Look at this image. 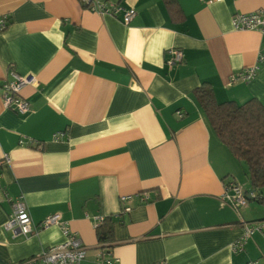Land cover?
<instances>
[{
    "label": "crops",
    "instance_id": "0c3cea01",
    "mask_svg": "<svg viewBox=\"0 0 264 264\" xmlns=\"http://www.w3.org/2000/svg\"><path fill=\"white\" fill-rule=\"evenodd\" d=\"M90 1L135 16L124 24L79 0H0V86L11 70L35 77L21 89L26 113L6 108L0 88V264H34L65 240L58 224L6 230L18 196L35 227L60 215L85 246L80 264H264V226L232 250L241 221H263L264 205L193 92L207 83L218 102L264 105V33L231 21L264 0ZM171 49L180 62L168 63ZM256 64L253 79L231 80ZM229 181L256 203L222 200ZM97 217L112 219L110 240L97 239Z\"/></svg>",
    "mask_w": 264,
    "mask_h": 264
},
{
    "label": "built area",
    "instance_id": "2783aa9c",
    "mask_svg": "<svg viewBox=\"0 0 264 264\" xmlns=\"http://www.w3.org/2000/svg\"><path fill=\"white\" fill-rule=\"evenodd\" d=\"M87 6L91 11L99 14H110L117 16L121 14V19L124 24H128L135 16V10L132 7L124 8L119 4L92 2L90 0H79ZM232 24L236 29H250L264 33V9L249 13H238L232 17ZM5 16L0 18V29L5 28ZM172 54L169 64L181 61L182 53L179 49H171ZM264 61V52L259 54L258 62ZM258 69V65H253L244 70L233 74L231 80L247 82L252 79ZM10 79L2 82L0 88L2 91V99L6 108L12 109L17 113H26L30 109L29 102L21 94V89L28 84L35 82L33 75H19L13 70L9 73ZM8 161V157L5 156ZM250 195H253L252 193ZM124 199V198H123ZM222 200L229 203L231 206L238 208L247 202L245 192L235 181H229L224 186ZM12 213L4 224V228L12 233V235L22 234L30 235L36 228H44L52 224H58L61 227L65 237L63 243L50 246L43 250L38 256L32 259L34 264H80L85 256L84 244L75 236L68 224L61 220L58 213L47 216L36 227L33 225L31 216L28 212L27 205L22 196L11 200ZM103 220L102 217H97L96 224L98 225ZM244 234L232 243L233 251H240L248 235L252 234L256 229H261L264 226V221H258L255 225L250 226L249 223L241 221ZM101 264H111L110 260L100 261Z\"/></svg>",
    "mask_w": 264,
    "mask_h": 264
},
{
    "label": "trees",
    "instance_id": "16d2710c",
    "mask_svg": "<svg viewBox=\"0 0 264 264\" xmlns=\"http://www.w3.org/2000/svg\"><path fill=\"white\" fill-rule=\"evenodd\" d=\"M163 1L171 9L174 0ZM193 92L217 137L238 161L245 163L252 198L264 205V105L256 98L243 104L218 102L207 83ZM112 225V219L106 217L96 226L100 242L110 240Z\"/></svg>",
    "mask_w": 264,
    "mask_h": 264
},
{
    "label": "rangeland",
    "instance_id": "374dc122",
    "mask_svg": "<svg viewBox=\"0 0 264 264\" xmlns=\"http://www.w3.org/2000/svg\"><path fill=\"white\" fill-rule=\"evenodd\" d=\"M253 78H254V77H253ZM253 78H252V79H253ZM250 80H251V79H250ZM248 81H249V80H248ZM237 161H238V160H237ZM237 163H240V165H241V167H239V166H238V167H239V172H240L241 176L243 177L242 179H244V180H243L244 183L241 182V183L243 184L242 186H243V188L246 187V186L248 187L249 184H248V181L246 180V179H247V174H246V172H247V168H246V165H245V163L242 162V161L237 162ZM242 179H240V181H242ZM247 200H248V199H247ZM249 200H250V201H249ZM249 200H248V202H247L248 204H249V203H256L254 200H251V199H249ZM254 205L256 206V204H254Z\"/></svg>",
    "mask_w": 264,
    "mask_h": 264
},
{
    "label": "water",
    "instance_id": "95a60500",
    "mask_svg": "<svg viewBox=\"0 0 264 264\" xmlns=\"http://www.w3.org/2000/svg\"><path fill=\"white\" fill-rule=\"evenodd\" d=\"M248 197H249V194H248Z\"/></svg>",
    "mask_w": 264,
    "mask_h": 264
}]
</instances>
